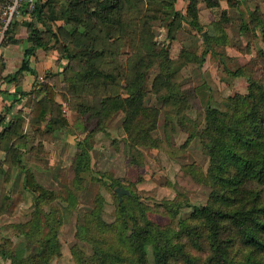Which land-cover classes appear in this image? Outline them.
Listing matches in <instances>:
<instances>
[{
	"label": "rangeland",
	"instance_id": "1",
	"mask_svg": "<svg viewBox=\"0 0 264 264\" xmlns=\"http://www.w3.org/2000/svg\"><path fill=\"white\" fill-rule=\"evenodd\" d=\"M188 2L130 5L122 12L126 28H110L109 36L96 25L92 40L104 55L93 61L111 73L106 79L76 76L83 63L63 55L58 34L30 55L34 74L8 80L30 44L31 17L12 20L0 38V264H95V248L115 255L114 264H151L149 244L138 260L126 243L120 218L126 225L130 219L118 209L114 187L127 188L120 198L128 211L160 227L176 228L179 218L207 200L205 104L226 109L229 97L246 92L247 77L264 84L258 53L264 0H197L194 21ZM144 4L152 16L142 15ZM134 76H140L144 111L128 125L124 101L100 115L99 98L126 96ZM46 83L53 87L51 99ZM36 100L45 108L42 120L29 113ZM26 172L53 197L27 187ZM181 237L187 251L202 253Z\"/></svg>",
	"mask_w": 264,
	"mask_h": 264
},
{
	"label": "trees",
	"instance_id": "2",
	"mask_svg": "<svg viewBox=\"0 0 264 264\" xmlns=\"http://www.w3.org/2000/svg\"><path fill=\"white\" fill-rule=\"evenodd\" d=\"M141 1L156 0H37L31 11L22 9L19 13L31 17L26 24L30 44L24 47L19 65L7 79L16 80L24 72L34 74L35 70L29 65L30 55L36 48L44 47L49 37L57 40L58 34L63 39V55L75 57L83 63V67L75 72L76 76L80 79L96 76L111 78L110 72L104 71L93 61L104 52L94 45L96 39H92L99 32L92 29L96 25L103 27L100 34L109 36L113 31L110 28H126L122 14L124 8ZM196 1L189 0L187 4V12L193 21ZM204 1L207 5L217 4V0ZM148 9L144 4L142 10L146 12ZM172 14L178 13L172 10ZM58 20L60 23L56 22ZM43 33H46V38H43ZM262 40L264 42V33ZM68 42L79 47L71 50ZM158 50L161 65L167 74L168 65L164 63L166 51L162 47ZM258 53L264 63V46L258 49ZM139 77L134 76L128 81L126 96H101L98 113L107 116L116 108L123 107L124 101L127 112L125 123L133 122L136 115L145 109L141 105L143 91ZM65 78L71 80L72 75ZM247 81L246 92L229 97L226 109L205 104L202 130L209 163L204 180L210 190L207 200L193 206L186 217L179 218L176 228L160 227L146 218L139 220V215L126 209L121 201L122 196L120 200L117 196L118 209L130 219L129 225H126L124 218H120L123 227L128 230L126 243L138 260L145 259L143 246L149 244L151 264H264V84L250 77H247ZM165 84L170 86L168 80ZM44 87L47 97L51 99L53 87L49 83ZM20 93L28 91L21 90ZM167 97L169 95L164 96L165 99ZM44 109L42 102L36 100L29 113L42 120L45 118ZM24 181L39 196L47 199L53 197L51 191L34 183L31 173H25ZM174 204L181 205L179 201ZM166 207L171 213L178 210L168 205ZM180 237L190 248L202 249V253L187 251ZM97 251L98 248H95V264H114L115 255L110 254L111 258L106 251Z\"/></svg>",
	"mask_w": 264,
	"mask_h": 264
},
{
	"label": "built area",
	"instance_id": "3",
	"mask_svg": "<svg viewBox=\"0 0 264 264\" xmlns=\"http://www.w3.org/2000/svg\"><path fill=\"white\" fill-rule=\"evenodd\" d=\"M37 0H0V38L3 36L12 20L23 9L31 11Z\"/></svg>",
	"mask_w": 264,
	"mask_h": 264
},
{
	"label": "water",
	"instance_id": "4",
	"mask_svg": "<svg viewBox=\"0 0 264 264\" xmlns=\"http://www.w3.org/2000/svg\"><path fill=\"white\" fill-rule=\"evenodd\" d=\"M202 35H204V33L202 32ZM114 191L116 192L117 196H118V200H120V195L122 193H127V189L122 187V186H115L114 187Z\"/></svg>",
	"mask_w": 264,
	"mask_h": 264
},
{
	"label": "crops",
	"instance_id": "5",
	"mask_svg": "<svg viewBox=\"0 0 264 264\" xmlns=\"http://www.w3.org/2000/svg\"><path fill=\"white\" fill-rule=\"evenodd\" d=\"M5 59L7 60L8 59V56H6L5 55ZM29 65H31V62H32V57H29ZM33 63V62H32ZM33 65V67H35V65L34 64H32ZM20 87V86H19Z\"/></svg>",
	"mask_w": 264,
	"mask_h": 264
}]
</instances>
